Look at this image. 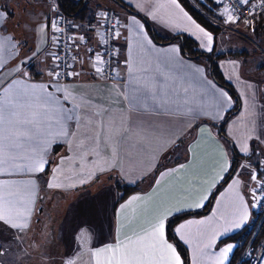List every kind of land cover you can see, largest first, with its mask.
Instances as JSON below:
<instances>
[{
	"label": "snow or ice",
	"instance_id": "6c2138e0",
	"mask_svg": "<svg viewBox=\"0 0 264 264\" xmlns=\"http://www.w3.org/2000/svg\"><path fill=\"white\" fill-rule=\"evenodd\" d=\"M120 4L117 12L97 0L85 26L68 21L61 0H26L11 30L12 14L0 6V214L26 207L23 197L32 189L34 213L43 211L35 207L45 199L42 190L61 192L65 183L68 190L78 189L101 175L114 174L119 183L136 175L128 166L135 163L142 174L130 182L150 179L149 191L117 201L119 208L113 204L103 218L93 208H81L72 218L69 250L58 261L45 259L79 264L87 255L90 264H237L241 245L224 238L243 231L253 210H264V73L258 74L264 61H221L233 69L225 78L245 89L237 94L243 97L242 110L235 115L246 129L235 137L226 127L236 104L231 93L208 80L207 66L187 60L180 46L156 45L146 21L159 19L168 26L170 18L160 13L178 10L187 22L183 31L209 58L217 51L214 31L193 19L179 0ZM125 4L133 11H124ZM204 6L215 9L228 32L255 33L264 21V0H209ZM9 48L12 53L6 54ZM38 57H43L37 63L44 77L39 80L28 69ZM194 79L202 81L199 87ZM117 105L120 111L114 113ZM184 111L193 115L180 116L178 130L163 119ZM60 140L73 155L54 161L51 148ZM167 148L172 159L161 151ZM161 177L168 179L161 183ZM213 200L209 215L172 229L192 248L186 262L169 239L173 217ZM0 225L18 231L3 219ZM250 237L241 255L264 264V240L257 242L259 233ZM4 249L0 242V255Z\"/></svg>",
	"mask_w": 264,
	"mask_h": 264
},
{
	"label": "crops",
	"instance_id": "0c3cea01",
	"mask_svg": "<svg viewBox=\"0 0 264 264\" xmlns=\"http://www.w3.org/2000/svg\"><path fill=\"white\" fill-rule=\"evenodd\" d=\"M76 1H79V0H76ZM100 3H105L108 6L115 8L117 12H121V8L117 7L111 0H100ZM131 3L134 5H137L139 3V0H131ZM3 5H7L8 11L12 14L10 17L9 23L7 25L8 28L11 30L14 28L15 24L20 20L21 16L24 14L25 2H23V5L21 6L16 0H0V6H3ZM182 7L185 9V11H187L183 5ZM123 10L129 11V12L133 11L132 8H130V10L123 8ZM87 13H89V11ZM160 15L168 16L171 20V24L168 26H165V24L161 20L159 19L152 20L150 17L146 21V27L148 30V34L156 45H161V44H158L153 39L152 31L156 32L159 36L164 37V38H171L174 36L186 35L188 37L193 38L196 41V39L193 36H191L188 32L183 31V29L186 27L187 22L183 18L182 13H179L178 10L164 9L160 13ZM219 25H221L222 29L219 35L217 36V41H216L217 51L215 52L216 54L227 53L231 51H240V50L247 51L249 54L247 57H244V58L225 57V58L220 59L218 62V67L223 77L225 78L233 72V69L231 65L220 66L221 61H225V60L253 61L255 60L254 58L255 55L253 54V48H247V46L242 45L241 44L242 40L240 38L253 42L250 36L256 33L249 32L246 29L241 31L240 33L228 32L226 31V27L222 22H220ZM17 34H19L18 29H17ZM247 35L249 36L248 37L249 39L245 37ZM197 43L199 46V42ZM167 45L180 46L178 42H173ZM167 45H163V46H167ZM204 52L207 53L206 51ZM9 53H12V49L10 48L7 49L6 51V54H9ZM81 55H83V52H81ZM183 56L185 57L184 53H183ZM257 57H258L257 61H264L261 57L260 58L259 56ZM41 59H43V57H38L36 61H30L28 64L35 62V64L37 65V70L40 71V65L37 63V61ZM187 60L195 62L196 65H200V66L206 65L207 66V79L212 80V78L210 77L211 60L209 58H201L197 60L187 58ZM250 66L251 65H246L245 67H250ZM260 73H264V69L260 68L258 74ZM36 79L38 80L44 79V77L40 76V77H36ZM225 80L231 84L236 94L238 93L242 94L245 91L241 82H238L235 79L229 81L228 79L225 78ZM192 83L195 84L197 87H199V84L202 83V81H199L198 79H194ZM84 87H87V86L85 85ZM74 95H85V94L84 93H79V94L74 93ZM242 99L243 97L241 95V98L239 99V108L237 111H235L234 115L231 116L230 126H226L228 128V132L230 134H233L235 137L242 136L246 129V124L243 121L239 120V118L235 115L237 112H240L242 110L241 109ZM80 102L81 101L79 99L74 101L75 104H79ZM125 106H127V101H125ZM236 107H237V103L232 108V112L236 110ZM113 111L114 113H118L120 111L119 106L117 105L116 107H114ZM79 114L83 116V112H80ZM137 114L139 115L140 113H137ZM191 115H193V113L184 111V112H181L179 116L177 117H168L167 115H165L163 119L171 120L170 126L176 127L178 130L180 116H183L185 118H190ZM148 116L150 118L156 117L157 119H160V117H157V114L155 113H149ZM195 122L196 121H193V123ZM216 131H218V129H213L214 133ZM178 134L182 135V133H179V132ZM161 151L167 152L169 154V159H172V156L170 155V153L172 152L171 148L161 149ZM51 152H52V159L54 161L60 156H65V155L72 156L73 155L70 145L66 143L64 140H60L59 142L54 143L51 148ZM182 152H183V147L180 148L177 155H179ZM70 166H71V162L66 160L65 167L68 168ZM128 166L130 170L133 168L137 169L136 175L128 176L125 180H122L119 183H123L129 186L137 185L139 190L124 197L123 200L120 199V192H118V189L116 187L117 180L114 174L111 178H109L107 175H101L100 178L95 180L93 183L85 187H80L78 189L68 190L67 184L65 183V186H64L65 190L61 192L42 190L40 194L43 195L45 199L43 200L42 204L35 205L37 209L42 207L43 208L42 212L41 211H37L34 213L32 212L31 201L34 199L35 190L32 189V191L25 193L23 199L28 201L26 207L16 208L12 210H5L3 211L2 214H0V219L5 220L6 225H12L14 228L18 229V231H11L9 230L7 226L0 225V242L3 241V243H5V246H6V249H4V258L0 262V264H17V262H20L21 260H25L28 254H32L33 252L42 256V264H51L50 260L45 259L46 256L51 257L52 259H55L58 261L60 257L62 256V254H64L66 251L69 250V245L71 243L69 236L71 233V229L73 227L72 218L78 213V211L81 208H85V209L93 208L95 212L98 215H101V218H103V216H108L111 214L113 204H116L117 209L119 208V204L116 203L117 201H119V203H124L132 195H137V194L142 195L144 194V192L149 191V184L152 182L150 179L144 180L143 182H140V183L130 182L134 180H139V177L142 173L138 170L135 163L129 164ZM22 178L25 180L29 179L28 176H24ZM167 179H168L167 177H161L160 178L161 183L166 182ZM64 182H67V181H64ZM90 189L91 190L95 189L93 191V197L98 202V206L94 205L92 195L90 194V191H89ZM107 189H109L110 191L108 201L107 202L102 201L103 202L102 203L100 201V197L102 195H105V193L108 191ZM87 196L91 197V201L87 199ZM58 204H60L61 208L60 206H58ZM214 204H215V201H213L211 209L213 208ZM207 206L203 209L196 210V211L205 210ZM211 209H209V211L204 213L203 215L187 217L179 221L175 225V227L179 223H182L184 220H187V219L204 218L210 214ZM252 220L248 223L245 229L251 224ZM104 227H105V235L107 237V232H108L107 224H105ZM234 233H237V232H234ZM234 233H231L230 236ZM176 238L179 242H181L186 247L188 251V258L190 260L192 256V248L189 245L185 244L177 236ZM226 238L228 237H225L224 239ZM16 240H19L20 242L16 243L15 242ZM24 240L26 241L25 242L26 247H23L22 241ZM228 242H231V241H228ZM8 244H11L12 246L10 248H7ZM22 250L25 253L27 251V253L23 255ZM73 250H74V246H73ZM79 264H90L88 256L84 255L82 258H80Z\"/></svg>",
	"mask_w": 264,
	"mask_h": 264
},
{
	"label": "trees",
	"instance_id": "16d2710c",
	"mask_svg": "<svg viewBox=\"0 0 264 264\" xmlns=\"http://www.w3.org/2000/svg\"><path fill=\"white\" fill-rule=\"evenodd\" d=\"M19 5L22 6L23 2H25L26 4V0H16ZM117 7L121 8V4H120V0H111ZM180 3L186 8V10L189 12V14L198 22L201 23L202 26L207 27L209 30L214 31L215 35L218 36L222 27L220 24V20H217L214 12L215 9L213 11H209L208 8H206L204 5L209 3V0H193V2L191 0H179ZM88 0H61V3L63 5V14L68 17L71 18L75 21H79V22H89V20L92 19V8H90L88 6ZM196 5V6H195ZM123 8L129 9V7H127V5L125 4L123 6ZM89 11V13H87ZM219 23V24H218ZM223 23V22H222ZM264 32V21H260L257 25V29L255 31L256 35L258 37H256L257 39L260 38V34ZM152 37L153 39L161 45H167V44H171L173 42H178L182 48V52L184 53L185 57L188 59H201V58H209V53H205L204 51H202L199 46L198 43L191 37H188L186 35H179V36H174L171 38H164L159 36L156 32L152 31ZM249 54L247 51L244 50H240V51H231V52H227V53H221V54H216L213 53L211 54V58H209L211 60V71H210V77L212 78L213 81H215L217 83V85L222 86L223 88L227 89L232 97L236 100L237 103V107L236 110H234L230 116L234 115L235 111L238 110L239 108V99H237V94L235 92V90L232 88L231 84L228 83L225 78L223 77L222 73L219 70L218 67V62L220 59L225 58V57H238V58H244L247 57ZM28 69L33 73L34 77H40V71L37 70V65L35 64V62H32L31 64H28ZM262 69H264L262 67ZM221 135H223V133H221ZM117 189L118 192H120V197L123 196L126 197L128 195H130L131 193H134L136 191H138V186H129L123 183H117ZM214 201V200H213ZM213 201L210 202L207 206V208L205 210H201V211H193L192 213H189L187 215H185L184 213L179 214V219H176L175 217H173V223L171 225V227L169 228V239L172 243H174L177 246V249L179 251V253L182 255V258L187 262L189 261L188 258V251L186 249V247L177 240L176 236L173 234L172 229H174L175 225L190 216H196V215H203L204 213L208 212L209 209H211V206L213 204ZM259 218H260V214L256 211H253V220L251 222V224L244 229L243 231H239L237 233H234L231 235V239L226 238V240L231 241V242H238L239 245H241L240 249H239V253L236 255V262L237 264H250V261L246 258L241 259L242 257V253L245 251L247 245H248V241L251 238L250 234L254 233V230L259 222ZM259 233V237H258V241L259 240H264V228H260L258 230ZM4 258V254L0 255V262L3 260Z\"/></svg>",
	"mask_w": 264,
	"mask_h": 264
},
{
	"label": "rangeland",
	"instance_id": "374dc122",
	"mask_svg": "<svg viewBox=\"0 0 264 264\" xmlns=\"http://www.w3.org/2000/svg\"><path fill=\"white\" fill-rule=\"evenodd\" d=\"M99 2H100V0H99ZM96 3H97V0H89V7L90 8H94ZM243 30H245V29H242L241 31H243ZM252 36H250V37H251L253 42H250V41H247V40H244V39L240 38L242 40L241 44L247 46V48H253V54L255 55L254 58H255L256 61L258 60L257 56H259V58L261 57L264 60V32H262L260 34V38L259 39L256 38V37H258L256 34H253ZM245 37L247 39H249L248 35L245 36ZM94 190L90 189L89 191H90V194L92 195V199H93L94 205L98 206V202L93 197V191ZM107 190L108 191L105 193V195H102L100 197V201L101 202L102 201H106V202L108 201V197H109L110 191H109V189H107ZM87 199H89L91 201V197L87 196ZM58 206H60V204H58ZM60 208H61V206H60ZM25 242H26L25 240L22 241L23 247H26V243ZM22 252H23V255L27 253V251L25 253L23 250H22ZM17 264H42V256L33 252L32 254H28V256H27V258L25 260H21L20 262H17Z\"/></svg>",
	"mask_w": 264,
	"mask_h": 264
},
{
	"label": "built area",
	"instance_id": "2783aa9c",
	"mask_svg": "<svg viewBox=\"0 0 264 264\" xmlns=\"http://www.w3.org/2000/svg\"><path fill=\"white\" fill-rule=\"evenodd\" d=\"M192 2H193V0H191ZM194 3V2H193ZM196 6V5H195ZM67 19H68V21L69 22H74V23H76V24H83V25H85V26H87V24H88V22H79V21H75V20H73V19H71V18H68L67 17ZM69 34H71V33H69ZM254 211H256V212H258L259 214H260V218H259V222H258V224H257V226H256V228H255V230H254V233H257L258 232V230L260 229V228H264V210H254ZM248 246V245H247ZM247 248V247H246ZM243 258H246V259H248L249 261H250V258L249 257H247V256H243L242 255V257H241V259H243ZM250 264H252V262L250 261Z\"/></svg>",
	"mask_w": 264,
	"mask_h": 264
}]
</instances>
